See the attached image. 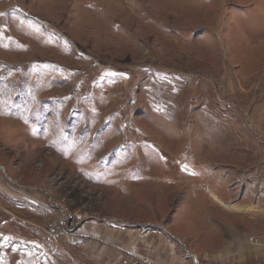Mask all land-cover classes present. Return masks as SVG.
Wrapping results in <instances>:
<instances>
[{
    "label": "rangeland",
    "instance_id": "rangeland-1",
    "mask_svg": "<svg viewBox=\"0 0 264 264\" xmlns=\"http://www.w3.org/2000/svg\"><path fill=\"white\" fill-rule=\"evenodd\" d=\"M96 225L264 264V0H0V264Z\"/></svg>",
    "mask_w": 264,
    "mask_h": 264
},
{
    "label": "crops",
    "instance_id": "crops-1",
    "mask_svg": "<svg viewBox=\"0 0 264 264\" xmlns=\"http://www.w3.org/2000/svg\"><path fill=\"white\" fill-rule=\"evenodd\" d=\"M79 228L78 230H82V226ZM91 228V239L87 240L79 235L80 238L76 241L84 244L82 249L85 259L94 264H117L123 262V257L128 253L150 257L157 264H190L185 257L178 254L172 242L157 232L141 233L135 229H111L102 225Z\"/></svg>",
    "mask_w": 264,
    "mask_h": 264
},
{
    "label": "built area",
    "instance_id": "built-area-1",
    "mask_svg": "<svg viewBox=\"0 0 264 264\" xmlns=\"http://www.w3.org/2000/svg\"><path fill=\"white\" fill-rule=\"evenodd\" d=\"M75 217H76V220L81 219L80 216L76 215ZM45 236H46V241L54 243L57 240L61 239L62 237L66 238L68 236V233H66L64 230L56 227V228L47 230L45 232ZM253 242L255 245H263L264 246V236L260 240H257V239L253 240ZM132 264H153V263L147 259H142V260H136Z\"/></svg>",
    "mask_w": 264,
    "mask_h": 264
}]
</instances>
